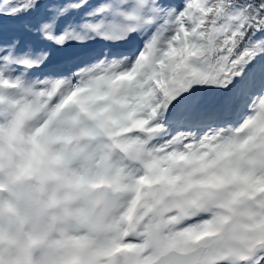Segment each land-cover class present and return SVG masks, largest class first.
I'll list each match as a JSON object with an SVG mask.
<instances>
[{"label":"snow or ice","instance_id":"snow-or-ice-1","mask_svg":"<svg viewBox=\"0 0 264 264\" xmlns=\"http://www.w3.org/2000/svg\"><path fill=\"white\" fill-rule=\"evenodd\" d=\"M0 264H264V0H0Z\"/></svg>","mask_w":264,"mask_h":264}]
</instances>
